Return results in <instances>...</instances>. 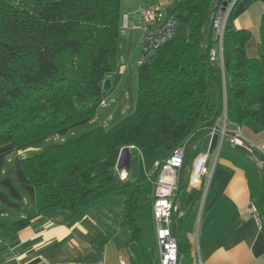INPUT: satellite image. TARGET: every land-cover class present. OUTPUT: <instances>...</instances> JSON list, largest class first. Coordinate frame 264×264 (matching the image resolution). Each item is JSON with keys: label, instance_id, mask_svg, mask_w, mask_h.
Returning a JSON list of instances; mask_svg holds the SVG:
<instances>
[{"label": "trees", "instance_id": "trees-1", "mask_svg": "<svg viewBox=\"0 0 264 264\" xmlns=\"http://www.w3.org/2000/svg\"><path fill=\"white\" fill-rule=\"evenodd\" d=\"M251 1L236 0L229 11L222 78L209 55L217 47L211 19L230 0H171L166 17L176 21L175 30L184 24L187 34L174 30L137 65L131 113L108 128L95 127L19 159L34 189L36 215L56 208L66 219H76L119 192L124 199L118 215L136 241L138 202L151 200L146 168L161 157L160 149L167 156L187 142L175 197L179 203L192 156L224 110L231 123L252 120L264 128V0L256 57L245 52L250 31L235 25ZM121 17L120 0H0V147L27 145L95 115L101 82L116 64ZM124 147L130 161L121 180L118 158ZM178 210L171 229L187 264V225ZM31 218L10 226L19 230Z\"/></svg>", "mask_w": 264, "mask_h": 264}, {"label": "crops", "instance_id": "crops-1", "mask_svg": "<svg viewBox=\"0 0 264 264\" xmlns=\"http://www.w3.org/2000/svg\"><path fill=\"white\" fill-rule=\"evenodd\" d=\"M122 1L121 12L122 8L127 12L123 11L121 17L116 64L105 76L111 81L107 93L111 97L123 92L130 73L133 86L137 84L142 21L136 10L149 2L128 0L122 7ZM170 1L165 2L169 11ZM242 17L236 18L237 27L243 25ZM257 41L254 33L246 42L249 57L257 56ZM216 64L221 74L220 62ZM123 108L119 119L126 115ZM109 118L114 120L111 115ZM239 129L244 137L264 148V128L246 120ZM32 150L34 147L27 145L0 147V264H154V249L150 263L147 248L140 243L141 229L138 240H130L119 215L118 228L111 229L116 216L104 204L98 202L70 220L56 208L36 215L34 189L19 164V159ZM197 152L207 153L211 173L202 176L196 185L189 184L188 172L186 175L178 217L187 225L191 253L187 264H264V166L256 165L241 148L220 141L218 133L207 131ZM250 202L256 205L258 218L250 212ZM26 217H32L28 225L12 229L13 221ZM124 227V239L115 241Z\"/></svg>", "mask_w": 264, "mask_h": 264}, {"label": "built area", "instance_id": "built-area-1", "mask_svg": "<svg viewBox=\"0 0 264 264\" xmlns=\"http://www.w3.org/2000/svg\"><path fill=\"white\" fill-rule=\"evenodd\" d=\"M235 1L230 0L226 3L223 10L221 5L211 19V25L217 38V47L211 48L209 55L212 60L220 62L222 78H224L223 35L229 11ZM137 13L142 21L141 51L137 58V65H139L174 34L176 21L172 17H163L159 2L142 5L137 9ZM101 105H105V102L101 101ZM208 132L211 135L218 133L220 141L226 140L231 146L241 148L256 165L264 166V148L262 145L244 137L240 133L239 126L227 120L225 110L215 124L209 128ZM186 146L187 142L184 141L167 156L155 158L150 166L146 168V175L152 184L150 216L155 236L154 264H183L178 251L177 238L172 233L171 218L173 212L179 207L175 197ZM138 154L141 157L140 151H138ZM207 158L206 152H197L192 157L188 170L189 184L196 185L200 183L202 176L211 173L207 166ZM118 175L121 180L125 179L126 169L119 170ZM205 191H207V185ZM205 191L203 199L206 196ZM249 210L258 218V210L253 202L249 203Z\"/></svg>", "mask_w": 264, "mask_h": 264}, {"label": "rangeland", "instance_id": "rangeland-1", "mask_svg": "<svg viewBox=\"0 0 264 264\" xmlns=\"http://www.w3.org/2000/svg\"><path fill=\"white\" fill-rule=\"evenodd\" d=\"M128 0H123L122 7L127 4ZM148 3L146 4H152L154 1L159 2L161 4L163 17H166V15L169 13V7L165 4L167 0H154L153 2L148 0ZM164 2V4H162ZM124 12H127L126 8H122ZM165 12H164V11ZM263 10V5L260 0H252L246 9L238 15L243 16L242 17V26L241 28L248 29L251 33V36L257 34L259 36V25H260V19L261 14ZM122 11V15H123ZM137 11V10H136ZM135 12V11H133ZM187 34V28L184 24L180 23L178 25V28L176 30V35L179 36H186ZM132 73L129 74V76L126 79L125 87L123 89V92L118 97H111L108 96L107 93L110 90L102 91L103 94V101L105 102V105H101L98 107L96 113L91 118L79 121L77 123L72 124L71 127L65 128L63 130L54 132L52 134H49L47 136H44L42 138H39L37 140H34L32 142H29L27 146L34 147V150L28 152L27 155H33L37 152H39L41 149H43L45 146L49 145L53 142H60V141H66L69 139H72L75 136H78L82 133L88 132L92 130L95 127L103 126L104 128H108V125H112V123H115L118 118V114L120 110L123 108V112H125L126 115L131 113V111L134 109L135 100L137 96L138 86L135 84L133 86L132 82ZM124 114V115H125ZM109 115L113 116L112 122L109 118ZM160 155L164 156L163 149L159 150ZM134 155V152H132V156ZM125 159L122 158L119 165V170L125 168L123 166ZM130 161V160H129ZM126 169V168H125ZM127 177V175H126ZM124 197L120 195L119 192H113L106 196L105 198L101 199L99 201L100 204L106 205V207L111 208L112 215H115L116 217H113V221L110 224L111 229L115 230L119 226V217H118V209L121 206V203L123 201ZM151 201V200H150ZM151 213V204L147 199H140L138 202V206L135 213L136 223L137 226L141 229L140 232V243L147 248L148 252V260H150V263L152 261V248L155 244V237H154V228H153V222L150 216ZM110 229V232H111ZM120 229V228H119ZM123 231H119L120 236H116L115 241H120L124 239L125 234V227L123 228ZM113 235V234H112ZM147 262V258L144 259V263Z\"/></svg>", "mask_w": 264, "mask_h": 264}, {"label": "water", "instance_id": "water-1", "mask_svg": "<svg viewBox=\"0 0 264 264\" xmlns=\"http://www.w3.org/2000/svg\"><path fill=\"white\" fill-rule=\"evenodd\" d=\"M226 5V3L224 2L222 4V10L224 9V6ZM111 87V81L109 78H104L101 82V89L103 91H107L108 89H110ZM124 158L125 161L123 163V166L127 169L129 166V160H130V150L128 147H124L122 148L119 158H118V164L120 163L121 159ZM120 165V164H119Z\"/></svg>", "mask_w": 264, "mask_h": 264}]
</instances>
